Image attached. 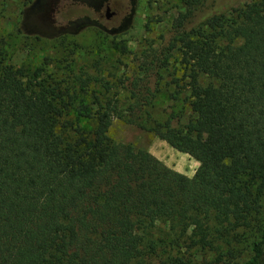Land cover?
<instances>
[{
	"label": "trees",
	"instance_id": "obj_1",
	"mask_svg": "<svg viewBox=\"0 0 264 264\" xmlns=\"http://www.w3.org/2000/svg\"><path fill=\"white\" fill-rule=\"evenodd\" d=\"M143 1L174 8L166 40L114 56L60 41L39 66L0 48V264L264 263V0ZM170 85L200 131L152 116ZM114 119L188 154L193 174L111 139Z\"/></svg>",
	"mask_w": 264,
	"mask_h": 264
},
{
	"label": "rangeland",
	"instance_id": "obj_2",
	"mask_svg": "<svg viewBox=\"0 0 264 264\" xmlns=\"http://www.w3.org/2000/svg\"><path fill=\"white\" fill-rule=\"evenodd\" d=\"M0 0V48L13 64L33 63L42 65L44 55H53L52 47L60 41H74L81 46L92 47L99 55H116L125 45L133 50L142 48L145 42L157 43L167 38L165 19L173 9L163 12L155 8L146 9L143 0ZM249 0H212L215 8L235 7ZM110 16L105 18V6ZM162 17V21H158ZM130 56H128L129 58ZM173 69L171 60L166 71ZM181 80L182 72L176 73ZM194 76V74H193ZM173 77V76H172ZM171 76H165L170 81ZM182 82V81H181ZM184 90L170 85L158 94L151 110L158 121L171 118V125L200 131L194 114L186 106ZM108 135L116 142L129 143L135 149L152 154L167 167L191 176L198 162L186 153L172 148L157 133L144 131L134 125L114 119ZM264 214V194L261 199ZM183 250V249H181ZM188 258L199 261L208 258V253L190 251ZM157 250L151 258L154 264H164L166 255ZM169 264V263H165ZM264 264V263H263Z\"/></svg>",
	"mask_w": 264,
	"mask_h": 264
},
{
	"label": "water",
	"instance_id": "obj_3",
	"mask_svg": "<svg viewBox=\"0 0 264 264\" xmlns=\"http://www.w3.org/2000/svg\"><path fill=\"white\" fill-rule=\"evenodd\" d=\"M110 16V13H108V6H105V18H108Z\"/></svg>",
	"mask_w": 264,
	"mask_h": 264
}]
</instances>
